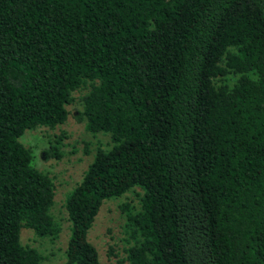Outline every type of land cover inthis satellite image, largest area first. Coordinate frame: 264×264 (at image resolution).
<instances>
[{"label": "trees", "instance_id": "16d2710c", "mask_svg": "<svg viewBox=\"0 0 264 264\" xmlns=\"http://www.w3.org/2000/svg\"><path fill=\"white\" fill-rule=\"evenodd\" d=\"M80 89L75 119L109 143L64 197V264H99L87 231L134 188L128 264H264V0H0V264H40L22 227L58 235L19 137Z\"/></svg>", "mask_w": 264, "mask_h": 264}, {"label": "rangeland", "instance_id": "374dc122", "mask_svg": "<svg viewBox=\"0 0 264 264\" xmlns=\"http://www.w3.org/2000/svg\"><path fill=\"white\" fill-rule=\"evenodd\" d=\"M84 92V89H80L72 93L73 101L66 105L67 115L62 124L53 128L37 127L25 130L19 137V141L32 151V164L47 173L54 185L53 203L49 211L60 228L57 237L49 240L36 236L31 229L23 227L19 231V242L36 249L42 256L40 264H64V248L68 235V222L63 209L64 197L79 181L95 149L105 148L109 143L106 134L90 133L86 131L82 121L75 119L77 111L81 108L79 97ZM57 135H62L58 144L60 157H44L43 150ZM137 191L134 188L118 198L104 200L100 205L87 231L88 241L98 252L99 264H128L122 251L125 233L124 212L121 206L129 204L137 207ZM109 248L112 253H109Z\"/></svg>", "mask_w": 264, "mask_h": 264}]
</instances>
